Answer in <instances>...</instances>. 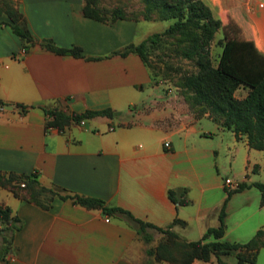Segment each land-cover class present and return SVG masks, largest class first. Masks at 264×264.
<instances>
[{"label": "crops", "instance_id": "0c3cea01", "mask_svg": "<svg viewBox=\"0 0 264 264\" xmlns=\"http://www.w3.org/2000/svg\"><path fill=\"white\" fill-rule=\"evenodd\" d=\"M13 1L36 40L79 46L82 56L55 53L37 42L22 53L20 38L0 13V170L34 172L41 185L98 197L186 240L218 224L229 189L223 179L236 177L246 185L225 201L219 239L245 242L264 229V201L251 184L260 181L254 175L264 166V147L249 146L244 134L235 135L207 109L192 105L188 92L156 80L136 53H112L149 34L139 27L145 19L106 23L85 16L83 0ZM203 1L221 24L264 54V0ZM219 50L210 44V52ZM42 106L76 112L109 107L112 114L58 129L45 126ZM0 204L21 220L12 237V264H168L147 253L159 233L145 227V240L125 217L99 206L53 196L43 208L2 186ZM260 250L264 245L253 263L234 257L235 262L254 264Z\"/></svg>", "mask_w": 264, "mask_h": 264}, {"label": "trees", "instance_id": "16d2710c", "mask_svg": "<svg viewBox=\"0 0 264 264\" xmlns=\"http://www.w3.org/2000/svg\"><path fill=\"white\" fill-rule=\"evenodd\" d=\"M140 7L125 11L126 3H113L110 7L99 6L98 0H83L82 13L85 16L112 23L117 18L164 20L171 22L160 31L146 35L139 42H128L112 51L125 55L136 53L145 64L148 48L156 45L164 36H174V51L182 58L194 64V70L185 72L179 77L176 85L188 92L185 97L198 109H207L210 117L220 125L233 130L235 135L244 134L249 146L261 149L264 147V54L257 51L250 39L237 37L234 29L227 23L221 24L210 7L203 0H138ZM8 17L6 21L12 31L20 38L21 47L37 42L41 47L59 54L82 56L80 47H60L49 38L36 40L26 28L21 13L14 6L13 0H0V13ZM217 30L220 37L215 41L220 50L210 55V43ZM146 65V64H145ZM152 76V75H151ZM247 86L242 97H236L234 90ZM45 126L61 129L69 122H79L94 115L110 116L109 107L89 109L81 112L66 107L46 108ZM20 183H23L22 185ZM260 190L261 201H264V181H252ZM238 184L226 190L218 212V224L209 226L201 237L186 240L179 237L169 227L156 226L148 221L134 217L128 210L118 206L106 205L94 196L77 193H61L56 185H41L35 173H16L0 170V186L7 188L14 195L31 201L40 207H48L53 196L70 198L84 206H99L104 213L120 214L135 226L145 240V227L155 228L164 237L147 249L156 260H165L168 264H190L194 259L208 260L213 255L218 264H224L220 255L232 254L238 263L254 262L255 252L264 245V229H257L245 242L219 239L224 230V204L230 193L245 186ZM170 199L175 200L172 190H168ZM184 199H179L183 202ZM21 226V220L7 205L0 204V260L12 264L9 260L14 232ZM175 250L178 254L175 253Z\"/></svg>", "mask_w": 264, "mask_h": 264}, {"label": "rangeland", "instance_id": "374dc122", "mask_svg": "<svg viewBox=\"0 0 264 264\" xmlns=\"http://www.w3.org/2000/svg\"><path fill=\"white\" fill-rule=\"evenodd\" d=\"M126 3L125 11L129 12L133 9H138L140 7L138 0H98V4L101 7L108 8L113 3L120 2ZM171 22V19L164 20H141L139 27H142L143 31L146 32H154L160 31L164 27H166ZM220 35V31L217 30L215 32L214 37L211 43H216V37ZM210 43V44H211ZM176 44L174 43V36H164L162 40L156 45L148 48L145 64L150 71V75L154 77L156 80H161L166 84L176 85L177 80L181 77L185 72H189L194 70V64L191 60L180 57L175 51ZM214 51V50H213ZM216 53V51H215ZM214 53V54H215ZM214 54L211 52L210 55L213 57ZM180 88V87H179ZM182 89V88H181ZM247 91L245 87H238L234 90V95L236 97H242ZM236 164H234L235 166ZM255 178L264 181V166L261 170L255 173ZM147 229L159 233L160 235L157 238V241L164 237V234L160 231L153 230L150 227ZM262 251V252H261ZM175 253L178 252L175 250ZM264 250H260V252L256 255V261L254 264H264ZM220 258L223 260L231 261V264H237L235 262V258L232 254L229 255H220ZM195 260V259H194ZM192 260V261H194ZM208 260L216 261L213 255L210 256ZM207 260V261H208ZM249 264V263H243Z\"/></svg>", "mask_w": 264, "mask_h": 264}, {"label": "built area", "instance_id": "2783aa9c", "mask_svg": "<svg viewBox=\"0 0 264 264\" xmlns=\"http://www.w3.org/2000/svg\"><path fill=\"white\" fill-rule=\"evenodd\" d=\"M21 52L23 53V52H24V49H21ZM81 121H82V120H81ZM81 121H79V122H81ZM163 144H164V145H167L168 142H167V141H164ZM239 181H240V180H239L238 178H236V177H225V178L223 179V184H224V186H226V187H228L229 189H231V188H235V187H237ZM20 184L22 185L23 183H20ZM107 219H108V217H105V220H107Z\"/></svg>", "mask_w": 264, "mask_h": 264}]
</instances>
